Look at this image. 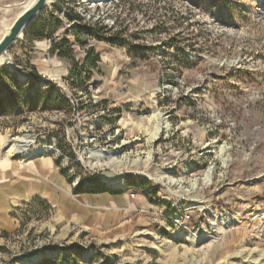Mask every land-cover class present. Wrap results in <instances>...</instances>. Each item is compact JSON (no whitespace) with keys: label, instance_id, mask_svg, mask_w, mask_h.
Wrapping results in <instances>:
<instances>
[{"label":"rangeland","instance_id":"rangeland-1","mask_svg":"<svg viewBox=\"0 0 264 264\" xmlns=\"http://www.w3.org/2000/svg\"><path fill=\"white\" fill-rule=\"evenodd\" d=\"M32 1L0 0V40ZM50 1L33 34L55 29L52 43L22 38L12 72L33 93V66L35 86L56 84L68 103L0 114V161L23 160L9 151L24 138L56 159L72 191L144 188L153 207L126 233L94 234L35 199L2 224L0 264H40L71 246L81 251L66 264H264V0H119L81 26L69 0ZM64 39L75 61L91 48L99 57L88 81L52 54ZM7 64L0 95L14 91ZM188 214L194 234L165 219Z\"/></svg>","mask_w":264,"mask_h":264},{"label":"crops","instance_id":"crops-1","mask_svg":"<svg viewBox=\"0 0 264 264\" xmlns=\"http://www.w3.org/2000/svg\"><path fill=\"white\" fill-rule=\"evenodd\" d=\"M35 199L45 201L67 224L94 234L126 233L153 207L147 196L132 199L124 191L75 195L50 154L0 161V228L14 208Z\"/></svg>","mask_w":264,"mask_h":264},{"label":"trees","instance_id":"trees-1","mask_svg":"<svg viewBox=\"0 0 264 264\" xmlns=\"http://www.w3.org/2000/svg\"><path fill=\"white\" fill-rule=\"evenodd\" d=\"M38 24H34L28 32L25 35V38L33 34V31L35 27ZM46 27H42L39 32H37L35 35L33 34L34 40H44L45 38H48L51 40L54 36V31H51L48 33V35H44V32L46 31ZM90 31V30H89ZM76 36L80 37L84 35L81 31H75ZM99 39L101 37L97 35ZM77 43L81 45H86V43H81L80 41H76ZM58 53V56L67 60L71 61V74L70 79L77 78L81 79L83 73L86 74L85 80H89L88 77V69L87 66H91V68L96 69V64L100 61L99 57L94 53V49L91 48L87 50V58L81 61H75L73 57V51L71 49V44L67 39H64L62 41H59L58 43H53L52 48V54ZM84 63V66L82 69H79V64ZM30 68L32 69V74H29V80L28 83L31 84V87L33 88L34 92H28L24 89L23 85L18 80L17 74L10 71L9 69H5L6 72V79H8V82L10 84V87L14 89V91L9 90V85L4 86V95H0V114H3L7 112L10 109L18 110L19 112H22V106L29 109L31 112L37 110V108L41 107L42 110H51L52 107L54 109L58 108V103H68L65 94L57 87L54 83H48L47 87L48 89L46 91H40L35 85L36 82L40 79L38 76V73L36 69L30 65ZM102 192H110L112 194H120L122 191L117 190H108L104 187H91L88 189L83 190V183H79L78 187L74 189V194L78 195L81 193H90V194H96V193H102ZM136 195H146L145 189H135ZM148 197V196H147ZM81 249L76 248V246H71L69 248H66L64 251H62L58 258L55 259H43L40 264H66L68 260L70 259H76L79 257Z\"/></svg>","mask_w":264,"mask_h":264},{"label":"built area","instance_id":"built-area-1","mask_svg":"<svg viewBox=\"0 0 264 264\" xmlns=\"http://www.w3.org/2000/svg\"><path fill=\"white\" fill-rule=\"evenodd\" d=\"M72 8H73V17L74 20L72 21L71 24L75 25L76 23L78 24V26L82 25V22L85 23V15L88 14V20H93L91 19L90 13L92 11H98V10H103L106 8V6L108 4H119V0H69ZM61 4V17H62V22L65 26V28H62V31L67 30L68 28H71V25L69 24L70 22H68V16H69V10L67 7L68 4ZM102 18L99 17V19L97 20V22H103V20H101ZM95 21V20H94ZM96 22V21H95ZM86 24V23H85ZM72 25V26H73ZM83 34H85L84 32H82ZM58 37V34H57ZM56 37V38H57ZM53 40L50 41V44L52 43ZM52 153H58L59 151L56 149V152H52ZM44 154H47L46 152L42 151L41 153H39L36 156L30 157V158H25V159H35L38 157L43 156ZM24 162V161H23ZM136 195L133 193L131 194V198H135ZM165 219L170 222L173 226H176V228L179 231L184 232L185 234H194V231L191 230V224L193 223V218L190 214L185 215V216H168L166 215ZM166 222V221H165Z\"/></svg>","mask_w":264,"mask_h":264},{"label":"water","instance_id":"water-1","mask_svg":"<svg viewBox=\"0 0 264 264\" xmlns=\"http://www.w3.org/2000/svg\"><path fill=\"white\" fill-rule=\"evenodd\" d=\"M51 3L49 0H34L32 5L25 9L14 21V23L6 30L5 35L0 40V58L10 57V62L7 67L11 71H15L16 68L12 63V57L10 50L14 44L22 40L26 33L40 18L43 12L49 9ZM34 260H28L27 263L34 264Z\"/></svg>","mask_w":264,"mask_h":264},{"label":"bare ground","instance_id":"bare-ground-1","mask_svg":"<svg viewBox=\"0 0 264 264\" xmlns=\"http://www.w3.org/2000/svg\"><path fill=\"white\" fill-rule=\"evenodd\" d=\"M50 1V0H49ZM34 1H32L31 3H33ZM52 2V1H50ZM26 6H29V2L26 4ZM3 60V61H7L8 63L10 62V57L7 56V57H2L0 58V61ZM4 65V64H3ZM32 146V142H27L26 139L24 138H21L19 139L18 141V144L17 145H14L11 150L9 152H13L14 154H17V155H23L24 157H27V158H30V157H33V156H36L38 155L39 153H41L42 151H45L44 148L42 147H34L33 150H30L29 148ZM54 148L50 149L49 148V152L53 150ZM48 152V151H47ZM106 161V160H105ZM113 161V160H112ZM109 163V162H108ZM118 164V163H117ZM119 165V164H118ZM212 172L210 173H207L206 174V177L207 179L210 178V175H211ZM205 179V180H207ZM209 182V181H208ZM189 237V236H188ZM201 239H205V238H202ZM198 240V239H197Z\"/></svg>","mask_w":264,"mask_h":264}]
</instances>
